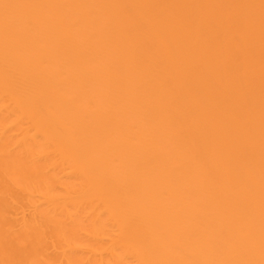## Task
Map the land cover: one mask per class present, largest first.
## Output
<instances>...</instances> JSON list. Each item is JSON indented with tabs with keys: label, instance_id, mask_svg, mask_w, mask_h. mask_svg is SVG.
I'll use <instances>...</instances> for the list:
<instances>
[{
	"label": "bare ground",
	"instance_id": "obj_1",
	"mask_svg": "<svg viewBox=\"0 0 264 264\" xmlns=\"http://www.w3.org/2000/svg\"><path fill=\"white\" fill-rule=\"evenodd\" d=\"M0 264H264V0H0Z\"/></svg>",
	"mask_w": 264,
	"mask_h": 264
}]
</instances>
